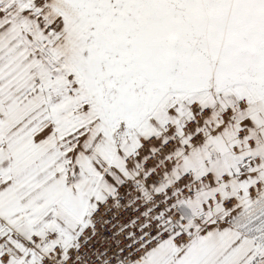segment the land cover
Returning a JSON list of instances; mask_svg holds the SVG:
<instances>
[{
  "label": "snow or ice",
  "instance_id": "6c2138e0",
  "mask_svg": "<svg viewBox=\"0 0 264 264\" xmlns=\"http://www.w3.org/2000/svg\"><path fill=\"white\" fill-rule=\"evenodd\" d=\"M0 264H264V0H0Z\"/></svg>",
  "mask_w": 264,
  "mask_h": 264
}]
</instances>
